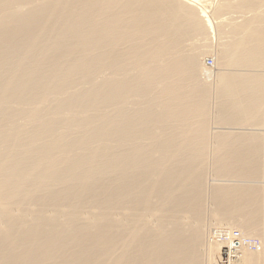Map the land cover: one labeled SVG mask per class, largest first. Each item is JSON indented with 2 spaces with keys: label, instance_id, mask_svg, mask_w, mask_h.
<instances>
[{
  "label": "bare ground",
  "instance_id": "obj_1",
  "mask_svg": "<svg viewBox=\"0 0 264 264\" xmlns=\"http://www.w3.org/2000/svg\"><path fill=\"white\" fill-rule=\"evenodd\" d=\"M199 1L0 0V264H264L261 137L218 136L207 188L208 50L179 48L227 27L216 122L261 125L264 0Z\"/></svg>",
  "mask_w": 264,
  "mask_h": 264
},
{
  "label": "rangeland",
  "instance_id": "obj_2",
  "mask_svg": "<svg viewBox=\"0 0 264 264\" xmlns=\"http://www.w3.org/2000/svg\"><path fill=\"white\" fill-rule=\"evenodd\" d=\"M221 1L222 0H200L195 5V9L197 10V14L199 15L201 13V10L204 9V7H206V9L208 11L207 14H211L213 12V10H215V8H217L216 5H219V3ZM213 19H215V18H213ZM217 19H220V18H216L215 20L218 21ZM215 20H213V21L216 22ZM227 29H228L227 27L215 26V34L214 35L210 34L208 38H206V35L204 33L198 34V33L193 32L191 35H188L187 39H184L181 42V44L179 45L180 50L182 49V50H184V51L186 50L188 52H191V51L200 52V51H205V49L208 50L207 54L205 53L203 56L202 55L198 56V59H200L201 63L203 65H205L206 67H209L211 70L210 74L205 76L204 77L205 79H203V80H205V82L207 81L208 84L210 83L209 85L211 86V88H210L211 94H210V96H208L209 118H208V126L207 127H209L208 129L210 131L208 130L209 134L207 137V142H208L207 148H206L207 157H206V162H205L207 170H206V175H205V181L207 184V188L209 187L210 183L212 184V183L220 182V181L215 180L218 178L217 177L218 175L216 174V172L214 170L213 161H212L213 153L216 151L214 149V144H215L214 142L216 139H219L218 136L224 135V134H226V132H234V133L252 132V133L259 134L261 137V140H262V143H261L260 148H259V155H260L259 160H260V164H261V174H260L258 183L261 185H264V67H250V66L241 67V68H243L241 70L244 72L261 73L263 76V85L261 88V104L263 106V109H262L263 112H262V116H261V125L255 127L253 125H241V124L228 125V124H218L216 122V120H217L216 117H217V114L219 112L218 107L221 108L218 104H219V101H221L222 97L217 93V91L214 87L215 72L216 71H223V70L224 71H230V70L235 71V68H230V67H226V66H225L226 68H223L224 67L223 65H217L216 59H215V57L217 55V49H218L217 46H221V44H223L227 40H230V37H229L230 33L227 31ZM207 59H211L212 64H207V61H206ZM236 69L238 71H241L240 68H236ZM237 70H236V72H238ZM208 79H209V81H208ZM255 128H257V129H255ZM220 132H222V133H220ZM218 133H220V134H218ZM204 201H205L203 204V208H204V214L203 215L205 218L204 227H205V229L207 227V229L205 231H206V235L208 237L209 234H207V233H209L210 230L214 231L215 226H217V223L215 222L216 220L213 219L214 215L212 217L211 210H212L213 204L210 201V198L208 197V195L206 196ZM211 219H213V220L211 221ZM213 222H215V224H212ZM222 225L224 226L225 224H222ZM231 229L232 230L233 229L239 230L236 223H234V226ZM240 234H241V232H240ZM253 237L254 238H252V240H253L254 244H252V246H250L251 250L257 249L258 242H259L258 236H253ZM218 238L220 240L223 239V237L221 238L220 236Z\"/></svg>",
  "mask_w": 264,
  "mask_h": 264
},
{
  "label": "built area",
  "instance_id": "obj_3",
  "mask_svg": "<svg viewBox=\"0 0 264 264\" xmlns=\"http://www.w3.org/2000/svg\"><path fill=\"white\" fill-rule=\"evenodd\" d=\"M207 63H211V60L209 59L208 61H207ZM232 237H231V239H233L232 241H234V242H238L239 241V232L237 231V230H233L232 232Z\"/></svg>",
  "mask_w": 264,
  "mask_h": 264
}]
</instances>
